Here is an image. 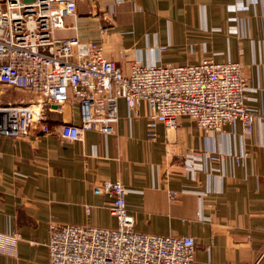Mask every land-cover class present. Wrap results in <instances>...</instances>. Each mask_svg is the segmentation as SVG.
<instances>
[{
  "label": "crops",
  "instance_id": "0c3cea01",
  "mask_svg": "<svg viewBox=\"0 0 264 264\" xmlns=\"http://www.w3.org/2000/svg\"><path fill=\"white\" fill-rule=\"evenodd\" d=\"M54 36L103 42L126 73L136 59L239 62L257 119L251 132L237 121L208 133L182 116L175 127L160 123L151 140L147 105L130 116L119 99L111 134L94 129L69 140L63 125L81 123L80 106L70 101L52 106L27 136L0 134V233L20 234L13 249L0 252V264H50L54 220L115 227L103 183L118 180L129 189L137 231L195 239L191 264H264V0H78L77 14L64 17ZM30 98L0 87V100ZM191 149L222 159L191 172L184 165ZM240 153L246 156L238 163Z\"/></svg>",
  "mask_w": 264,
  "mask_h": 264
},
{
  "label": "built area",
  "instance_id": "2783aa9c",
  "mask_svg": "<svg viewBox=\"0 0 264 264\" xmlns=\"http://www.w3.org/2000/svg\"><path fill=\"white\" fill-rule=\"evenodd\" d=\"M124 1V0H118ZM78 0H6L0 9V87L31 96L27 102L0 100V134L27 136L52 106L70 101L80 106L81 123L63 125L65 139L80 140L97 129L111 134L119 120L118 101L129 115L147 105V135L157 139V127L177 126L188 116L204 132H222L226 123L240 122L251 132L256 112L246 102L248 83L239 62L202 58L191 64H144L136 59L130 71L107 57L103 42L57 38L61 20L76 15ZM168 46H160L166 50ZM124 57V52L120 53ZM176 142L169 152L174 154ZM246 156H235L236 162ZM222 156L189 150L184 165L191 172ZM112 197L115 227L50 223V264H191L196 242L190 235L139 232L127 208L129 189L121 181L103 183ZM20 234L0 233V252L13 249Z\"/></svg>",
  "mask_w": 264,
  "mask_h": 264
},
{
  "label": "rangeland",
  "instance_id": "374dc122",
  "mask_svg": "<svg viewBox=\"0 0 264 264\" xmlns=\"http://www.w3.org/2000/svg\"><path fill=\"white\" fill-rule=\"evenodd\" d=\"M2 90V89H1Z\"/></svg>",
  "mask_w": 264,
  "mask_h": 264
}]
</instances>
